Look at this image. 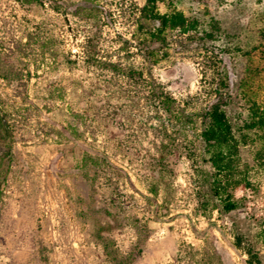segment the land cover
Returning a JSON list of instances; mask_svg holds the SVG:
<instances>
[{
	"label": "rangeland",
	"instance_id": "rangeland-1",
	"mask_svg": "<svg viewBox=\"0 0 264 264\" xmlns=\"http://www.w3.org/2000/svg\"><path fill=\"white\" fill-rule=\"evenodd\" d=\"M263 34L264 0H0V264H115L107 224L128 264H264ZM214 92L249 182L231 211Z\"/></svg>",
	"mask_w": 264,
	"mask_h": 264
},
{
	"label": "trees",
	"instance_id": "trees-1",
	"mask_svg": "<svg viewBox=\"0 0 264 264\" xmlns=\"http://www.w3.org/2000/svg\"><path fill=\"white\" fill-rule=\"evenodd\" d=\"M158 93V102L165 113L174 116L175 119L186 117L183 115V109L174 98L162 90L161 87ZM196 115L202 126L200 138L203 149L212 168L209 177L210 190L215 197L223 201V208L226 211H231L236 208V203L232 200L233 191L237 187L249 183L239 155L240 142L233 133L217 92H214L207 106L202 108ZM253 118V125L260 131L261 140L264 143V105L254 112ZM0 126L4 127L2 119H0ZM111 229L112 225L110 224L98 229V236L103 239L105 253L115 264L130 263L132 254L119 255L113 244L101 235L102 231L109 232Z\"/></svg>",
	"mask_w": 264,
	"mask_h": 264
}]
</instances>
